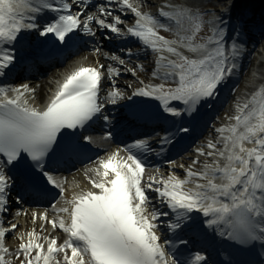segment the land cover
<instances>
[{"label":"snow or ice","instance_id":"obj_1","mask_svg":"<svg viewBox=\"0 0 264 264\" xmlns=\"http://www.w3.org/2000/svg\"><path fill=\"white\" fill-rule=\"evenodd\" d=\"M89 6L90 0H0V76L14 66L13 49L25 33L51 34L69 45L77 32L95 36V27L117 36L130 34L150 47L157 53L152 75L162 82L138 87L125 96L112 81L103 94L104 82L119 71L111 65L105 70L97 61L81 64L63 81H57L56 91L43 107L36 106V89L26 83L0 87V213L7 211V193L13 180L6 168L15 169L26 184L41 192H47L48 186L58 189L61 197L51 206V218L47 210L32 213L33 223H44L39 231L33 228L20 234L15 253L5 245V239L17 224L0 226V264H13L12 256L18 264H211L200 251L179 248L161 232L162 217L170 218L163 226L174 234L177 230L198 232L194 212L202 213L207 228L241 246L230 264H251L243 258L244 249L256 242L264 248V88L237 105L230 118L234 123L216 129L219 137L208 142L209 151L199 150L201 156L213 157L212 162L205 161L195 171L189 167L183 179L174 172L166 176L146 174L141 154L149 151V145L137 139L88 170L94 174L88 178L90 189L73 192L70 198L64 195L67 180L55 175V157L84 151L81 141L91 143L92 138L78 130H86L100 118L108 121L106 104L116 105L133 96L153 97L161 102L164 113L195 119L202 101L217 94L235 67L229 65V59L239 54L235 43L231 52L227 50L224 30L219 26L198 41L203 18L187 8L161 10L160 15L172 22L166 25L142 12L134 0H106L91 12L86 11ZM74 7L78 9L75 12ZM125 10L136 17L126 32L121 29L125 21L116 14ZM161 28L174 32L176 38L166 39L159 32ZM95 51L99 53L100 48ZM108 58L125 63L116 55ZM170 101H180L184 107H174ZM176 131L187 133L189 129L181 126ZM162 140L170 142V137ZM121 151L127 154L121 156ZM155 171L159 173V169ZM157 201L162 207L156 206ZM57 230L64 234L63 239L52 234ZM176 238L188 243L179 235Z\"/></svg>","mask_w":264,"mask_h":264},{"label":"bare ground","instance_id":"obj_2","mask_svg":"<svg viewBox=\"0 0 264 264\" xmlns=\"http://www.w3.org/2000/svg\"><path fill=\"white\" fill-rule=\"evenodd\" d=\"M158 1H162V0H134L135 3H138L141 6V10L144 11L145 8H150L154 5V3L158 2ZM215 1H219V0H215ZM188 3L189 7H194V8H198L201 7L202 5L208 3L207 0H184V3ZM210 6H213V4H210ZM113 8H118V6L116 4L112 5ZM127 15H131L132 17H135V15L133 13H131L129 10H125L124 12ZM133 20V19H132ZM128 41V40H127ZM102 43H98L97 47H101ZM261 51H257V57H254L253 55L249 57L245 68H244V72L242 77H240V79L236 82V84L233 86L234 88L231 89L229 95L226 98V102L225 103H230V99H235V98H239V99H244L245 100L242 102L244 103L245 101H247L251 95L255 92L257 86L254 87V84L259 82L261 80V76H264V43H261ZM101 52V62L104 63L105 65V70L107 69V67L109 65H111L113 68H116L119 71V74H122L124 77L122 78H118L117 75H114L113 80L115 81V83L118 86L125 87V85H128L133 88V91L138 88V87H144L146 85H156L161 83L159 81V79H157L155 77V79H152L153 75L151 73H146L147 77H143L142 81H143V85L144 86H139L136 82L133 81H129L128 79V75H131L130 73H128L126 71V69L123 68L124 64L121 65L118 63V61H114L111 60L108 57H111L112 55H116L118 56L120 59H123L120 56L119 53L116 52H106L100 49ZM185 54L187 55H191L190 53H187L186 50H184ZM107 54V56L105 55ZM140 56L141 55H137ZM125 58V56H124ZM133 57H129V59H131ZM125 62H127L125 59H123ZM127 64V63H126ZM69 65V62H67V64L63 67L66 68ZM251 67V68H250ZM62 71V68L59 69H54L52 72H50L47 77L42 78L41 80L37 81V82H32L31 83V87L36 89V99L34 101V103L36 105H39L38 107H43L44 104L47 102V100L49 99L50 96V92L53 88L54 85V81L55 79H57L59 77V73ZM151 78V79H150ZM264 82V79L262 81V83ZM106 94V93H104ZM225 105V104H224ZM223 105V106H224ZM223 106L220 107L219 111L221 112V109L223 108ZM232 111V109L230 110ZM224 113V112H223ZM222 113V114H223ZM220 114V113H219ZM236 114V113H235ZM234 114V115H235ZM211 134L212 137L211 139H213V141L215 142L218 139V133L216 131V128H211ZM221 145H218V147ZM203 150L205 151V153L207 151H209V149L207 147H204ZM204 159H208L212 160L213 157H207V156H201L199 153H193L191 155V158L188 157H184L181 162L185 165H187V163L189 164V166L184 167V169H182L179 166H172L171 168L168 167V170L166 171V175H168L169 173H176L177 176H179L181 179L185 177L186 172L184 171L185 169H188L189 167H191L194 171L195 169L193 167H199V163L197 164H193L192 162L194 160H199V161H204ZM189 161V162H188ZM89 176H92L91 172H89L87 169H84L83 172L78 171L75 172L72 177H76L77 179H79L78 184L79 187H76L77 189H83L85 187V180H83V177L81 176L82 174ZM165 175V176H166ZM70 177V176H68ZM68 187V193H65L64 195L67 197L69 195V193H71L72 191H74L72 189V187L70 188V184L67 183L66 184ZM65 185V186H66ZM74 188V189H75ZM18 213V212H16ZM16 213H10L8 215V217H5V220L3 221V223L0 226H3L4 228H10V225L12 223L17 224V228L16 229H12L7 235H6V239H5V245L9 248V250L12 253H15L18 249V245L20 243V240L18 239V237L20 236V234H26L29 231H32L33 228H35L37 231L40 230V226L42 223V221L40 220H36L35 223H33L32 221V213L33 212H25L21 211L19 212L20 215H16ZM49 218H51L54 213H48ZM46 229H48V231H51V226L45 224ZM60 234L61 237H64V234L60 231H55L52 234ZM43 234H47L43 233Z\"/></svg>","mask_w":264,"mask_h":264},{"label":"rangeland","instance_id":"obj_3","mask_svg":"<svg viewBox=\"0 0 264 264\" xmlns=\"http://www.w3.org/2000/svg\"><path fill=\"white\" fill-rule=\"evenodd\" d=\"M209 26H210V23L208 22V20H206L205 21V28L209 31L210 29H209ZM211 33V32H210ZM206 34H208V33H206ZM255 51H256V49H255ZM253 52L254 53V57H257L256 55H257V52ZM132 69V68H131ZM136 73H138L137 71H136ZM136 75V74H135ZM136 77H132V79H135ZM110 81H111V79H110ZM16 262H17V260H16V258L14 259V261H13V264H16Z\"/></svg>","mask_w":264,"mask_h":264}]
</instances>
